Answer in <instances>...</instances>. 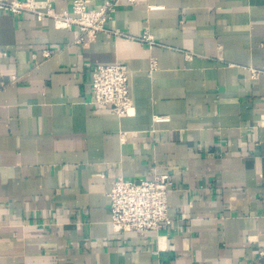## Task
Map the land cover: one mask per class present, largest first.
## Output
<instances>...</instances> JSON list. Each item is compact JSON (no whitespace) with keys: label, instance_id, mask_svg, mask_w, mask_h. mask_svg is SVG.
<instances>
[{"label":"crops","instance_id":"1","mask_svg":"<svg viewBox=\"0 0 264 264\" xmlns=\"http://www.w3.org/2000/svg\"><path fill=\"white\" fill-rule=\"evenodd\" d=\"M123 4L91 44L0 11V264H264V0ZM115 64L131 116L92 103ZM164 173L173 224L116 233L112 182Z\"/></svg>","mask_w":264,"mask_h":264},{"label":"built area","instance_id":"2","mask_svg":"<svg viewBox=\"0 0 264 264\" xmlns=\"http://www.w3.org/2000/svg\"><path fill=\"white\" fill-rule=\"evenodd\" d=\"M124 0H105L98 8H91L89 0H73L69 10L58 11L53 0H0V11L18 16L30 13L39 22L52 20L58 29L78 28L79 43L91 44L98 34L107 30L122 7ZM134 3V0H130ZM127 39L139 40L150 48L156 46L148 34L139 38L117 31ZM46 52V58L51 57ZM130 72L122 64L97 65L91 70L93 101L96 106L107 107L118 116H131L135 112L130 94ZM175 185L171 173L155 174L153 180L127 181L118 178L112 182L110 196L111 224L116 233H132L145 237L149 233H162L173 224L169 215V196Z\"/></svg>","mask_w":264,"mask_h":264}]
</instances>
